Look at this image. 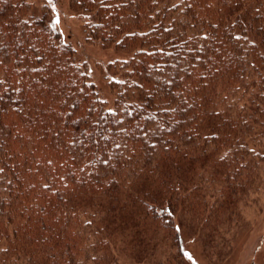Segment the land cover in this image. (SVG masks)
I'll list each match as a JSON object with an SVG mask.
<instances>
[{"label":"trees","instance_id":"obj_1","mask_svg":"<svg viewBox=\"0 0 264 264\" xmlns=\"http://www.w3.org/2000/svg\"><path fill=\"white\" fill-rule=\"evenodd\" d=\"M66 1L99 80L51 1L0 0V264L222 262L264 182V0Z\"/></svg>","mask_w":264,"mask_h":264},{"label":"rangeland","instance_id":"obj_2","mask_svg":"<svg viewBox=\"0 0 264 264\" xmlns=\"http://www.w3.org/2000/svg\"><path fill=\"white\" fill-rule=\"evenodd\" d=\"M47 1L52 2L56 24L64 37L77 47L79 55L87 61L94 77L99 80V65L105 62L110 52L103 50L98 45L83 41L82 19L69 10L66 0ZM100 82L103 84V80ZM262 184L264 185V182L260 183L257 195H250L246 198L251 202L241 205L240 218L231 223L230 231L225 236L229 241L227 248L232 247V250L218 264H259L264 262V189ZM253 198L254 201H252ZM191 241L190 239L187 241V247L192 250L189 252L192 253L194 260L191 264H197L196 261L201 264H214L205 259L204 254L199 252V247Z\"/></svg>","mask_w":264,"mask_h":264},{"label":"snow or ice","instance_id":"obj_3","mask_svg":"<svg viewBox=\"0 0 264 264\" xmlns=\"http://www.w3.org/2000/svg\"><path fill=\"white\" fill-rule=\"evenodd\" d=\"M59 21L57 20V23H58Z\"/></svg>","mask_w":264,"mask_h":264}]
</instances>
